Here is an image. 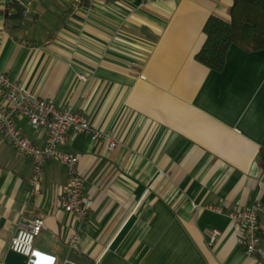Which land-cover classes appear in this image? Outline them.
I'll return each instance as SVG.
<instances>
[{
    "label": "crops",
    "instance_id": "1",
    "mask_svg": "<svg viewBox=\"0 0 264 264\" xmlns=\"http://www.w3.org/2000/svg\"><path fill=\"white\" fill-rule=\"evenodd\" d=\"M13 1L0 0V71L85 114L116 145L69 133L61 146L78 159L79 218L60 206L64 165L46 162L34 195L32 159L0 136V262L26 264L9 244L37 217L34 247L54 264H264V216L247 256L241 227L207 207L264 204V50L232 44L221 71L195 60L207 18L228 19L230 1L17 0L19 19ZM16 123L44 144V129Z\"/></svg>",
    "mask_w": 264,
    "mask_h": 264
},
{
    "label": "built area",
    "instance_id": "2",
    "mask_svg": "<svg viewBox=\"0 0 264 264\" xmlns=\"http://www.w3.org/2000/svg\"><path fill=\"white\" fill-rule=\"evenodd\" d=\"M5 11L9 13L8 8ZM79 77L82 78L81 75ZM19 116L25 117L33 129L46 131L43 145H34L26 138L16 123V118ZM69 133H83L95 140L107 139L110 148L116 145L111 135L92 126L85 114L71 106H59L52 100L33 95L19 82L0 71V136L7 140L17 153L32 159L31 193L34 195L39 193L43 165L50 160H57L66 170V182L60 195V206L67 213L85 218L88 214V202L82 195L83 180L78 171L77 156L61 149ZM207 207L226 215L239 225L242 232L237 238L238 245L242 247L245 255H257L261 230L259 216H264L263 203L256 201L251 206L238 210H226L212 205ZM42 228L43 221L37 217L18 223L17 232L12 237L9 248L25 256L26 264H54V256L34 247L35 237L40 234ZM219 234L217 229L212 230L209 242L212 243ZM77 242L78 235H71L68 241L70 247L77 248Z\"/></svg>",
    "mask_w": 264,
    "mask_h": 264
},
{
    "label": "trees",
    "instance_id": "3",
    "mask_svg": "<svg viewBox=\"0 0 264 264\" xmlns=\"http://www.w3.org/2000/svg\"><path fill=\"white\" fill-rule=\"evenodd\" d=\"M228 19L210 15L204 26L205 41L195 54V60L221 71L229 47L236 44L248 52L264 50V0H229ZM12 17L21 18L22 5L14 0ZM259 166L264 169V141L259 149Z\"/></svg>",
    "mask_w": 264,
    "mask_h": 264
}]
</instances>
